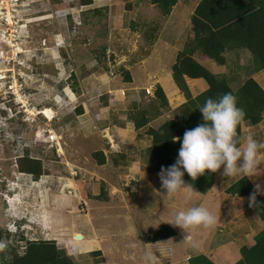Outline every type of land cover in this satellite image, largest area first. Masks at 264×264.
<instances>
[{"label": "rangeland", "instance_id": "obj_1", "mask_svg": "<svg viewBox=\"0 0 264 264\" xmlns=\"http://www.w3.org/2000/svg\"><path fill=\"white\" fill-rule=\"evenodd\" d=\"M85 1L0 0V230L6 229L12 235L2 240L4 249L14 245L22 253L26 241L50 239L40 233L49 224L63 226L64 223L54 222L52 209L61 210L68 203L73 204V209L68 210L70 213L62 211L68 216L66 219L74 220L75 232L80 230L78 226L86 224L84 213L98 218L99 211L90 209L92 201L86 203L83 197L81 200L77 190L68 185L69 179L76 184L83 182L85 190L96 195L103 185L110 195V201L103 205L109 209L118 203L123 207L135 201L130 208L136 218L138 194L144 196L143 192L152 191L151 183L142 184L146 182L142 174L135 175L128 168H110L112 156L107 149L128 155L121 160L123 166H129L132 159L149 164L145 157L148 143L139 147L138 141L147 127H156L159 120L134 132L128 116L138 112L149 114L146 109H150L152 101L157 103L145 90L150 80L155 85L151 74L175 62L177 50L191 38L190 17L200 0H177L172 14L165 18L150 0H92L91 4ZM244 53L250 58L247 51ZM146 58L147 63H142ZM124 71H128L131 82H125ZM83 79L93 80L92 85L97 87L94 94L84 89ZM104 86H110L111 92H106ZM237 86L234 83L231 87ZM74 87L78 90L73 93L75 99L70 94ZM116 88L125 93L122 102V96L114 94ZM82 92L90 93L93 100L81 101ZM82 102L92 104L90 109L86 105V113L78 116L76 111L82 110ZM49 108L54 110L53 119ZM94 108L100 109L98 114L92 113ZM19 115L23 125L18 122ZM125 122L132 126L128 124V133L114 130L115 124ZM49 135L56 136L58 144L52 143L54 138L49 141ZM136 135L140 137L135 139ZM101 149L107 160L100 168L92 153ZM26 153L42 161L45 174L37 181L17 171L16 161ZM142 200L147 203L146 198ZM93 204L102 209L101 203ZM221 224L225 223L218 225ZM138 227V231L146 228L142 224ZM144 230L147 233V228ZM148 230L152 231L151 225ZM194 230L185 235L193 238L197 234ZM71 236L72 233L66 238ZM76 237L73 236L74 241L84 243L83 238ZM217 240L211 238L212 242ZM70 253L66 251L73 264L100 261L92 255L77 259Z\"/></svg>", "mask_w": 264, "mask_h": 264}, {"label": "crops", "instance_id": "obj_2", "mask_svg": "<svg viewBox=\"0 0 264 264\" xmlns=\"http://www.w3.org/2000/svg\"><path fill=\"white\" fill-rule=\"evenodd\" d=\"M171 14L172 11L170 15ZM156 44L157 42L154 43L153 47ZM182 48L179 51H181ZM152 49L149 55L152 54ZM179 51L177 50V53ZM245 54L246 53L242 51L226 54V65L220 68L214 67V65H212L204 57H198L197 60L203 66L211 70V72L215 70L216 75L227 78L231 86L234 83L238 84L239 86L243 83L244 80H246L248 77H251L264 90V69L258 72H251L249 69L251 57L249 58L248 55ZM160 55L162 56V54ZM147 58L145 59V61H142V63H147ZM173 64L174 62H172L170 66H162L163 69L161 68L160 70L151 74V78L154 79L155 85H159L162 88L167 99L168 108H166L167 110L164 109V112H162V109L158 107L157 103L154 104V101H152V104L154 105L151 104L150 109H146L149 112L148 116H146L149 120L148 124L150 122L152 123L159 120L156 124V126H158L163 121L172 116V112L176 108L186 102L185 97L173 82L171 76V66ZM150 83H152L151 80ZM192 83L193 86L190 89L192 96L200 94L207 88L206 83L202 79L193 80ZM92 84H94L93 80L83 79L82 86L84 85V89L94 94L97 90V87ZM82 86L80 87L79 94L81 92ZM149 87L150 84L146 87V89ZM103 89H106V92H111L110 86H104ZM114 91L116 97L117 94L118 96H122V102L125 96V93L122 94V92H120L122 91V88H116V90ZM73 93H78V91L74 92V90H72V92L70 93L75 99ZM90 93L84 95V92H82L81 95L84 97H81L80 95L77 96L81 97V101H92L93 96H90ZM153 96L154 92L152 97ZM69 100L71 99L69 98ZM81 104H83L82 110H84V113L82 112V114H77L78 116L85 114L87 106L90 109L92 103L82 102ZM107 106L108 105H106L105 108ZM118 106L120 107L121 105ZM155 107L157 108V110L155 109ZM99 110V108H94L92 109V113L98 114ZM50 111L52 112L53 119L54 110L50 109ZM157 113L159 115H156ZM163 115L165 116L162 118ZM161 118L163 119L162 122H160ZM46 120L48 122L50 121L48 119ZM130 122L115 124L113 126L114 130L117 132L126 131V133H128V129L130 128L128 124L131 126ZM132 125V131L135 132L136 130L134 128V124L132 123ZM108 128L109 127L107 126L106 129ZM92 130H90V132H92ZM107 135L109 136V134ZM89 136L91 137V139L93 138L92 134H89ZM103 136V139L107 138L106 135ZM137 136L140 137L139 135H136L135 139H137ZM249 136L255 139L258 143H264V114L262 121L258 125L249 126L244 122L241 123L240 148H243L245 146L246 139ZM141 138L142 139L138 141L139 147L141 145H145V143H148V145H145L146 150L151 144V139L146 134ZM48 140H53V144H58L56 141V136L49 135ZM110 141L111 140L109 139V142ZM110 143L113 142L111 141ZM93 144L94 143H92V145ZM137 148L138 145L136 144L135 149ZM80 149L82 150L81 147ZM57 151L60 152L61 149H57ZM101 151L105 156L106 161L107 157L104 153V149H101ZM107 151L108 153H110V157L112 156V166H110V168L115 170L128 168V172L130 171L135 175L139 173L144 176L145 173L143 179L146 182H143L142 184L151 183L150 188L152 189V191L148 189V192H143L144 196H142V194H138L139 199L138 202L136 201L137 206L136 208H134V212L136 213V216L138 215L139 218H136L134 216L135 214H132L133 211L131 212L132 209L130 208L131 206L132 208L135 206V201L131 202L132 205L129 206L126 205L127 203L125 201L126 204H123V207H120L121 203H118L114 208L109 209L103 205L110 201V195H108V192H106V197L103 199V201L100 202L94 199V197L98 196L99 194H91L89 191L85 190L83 182L76 184L75 180L69 179L68 185L73 186V189L77 190L76 194L79 193L78 196L81 200H83L84 198L86 200V203L87 201L88 203L92 201V207L90 208L89 205V208L94 209V212L99 211V213L97 214L99 215L98 218H94L93 216L84 213L83 217H85L86 224L78 226L80 230L84 231V233H81L80 230L75 232L76 230L74 228L76 225L74 223V220L71 222L70 219H66V217L68 216L65 215V212L70 213L68 210L73 209V204L68 203V206H62L61 210L52 209L54 213H51L53 215L54 222H57L58 224L64 223L63 226L59 225V227H57L51 226L49 224L46 228L42 229L40 235L41 237H50V239L46 240L56 242V246L58 248L64 249L67 252L69 250V253L71 252L70 254H72V256H77V259H81V257L85 259V256L92 255L100 258V261H98L97 264H189L188 260L191 257L196 255H205L214 264H236L240 260V248L252 247L255 243V236L264 229V221L259 220L254 214L250 206V198L231 196L228 197L229 195L225 193L226 188L231 186L242 176H246L256 190L257 186H259L258 193L262 195L264 194V148L258 149L257 158L259 165L256 169L257 174L247 176L241 173L232 177H226L223 175L222 166L221 169L214 174V183L212 187L206 192V194L200 196L190 195L187 191H181L173 196H167L166 192L162 188L159 179V173L151 171L152 169L149 164H140V161L137 162V160L132 159L129 166H123L121 164V160L124 159L123 157L126 158L128 156L127 154L125 155L124 153L115 152L111 148L107 149ZM242 163V160L238 161V165ZM99 166L100 168L102 167V165ZM149 172H152L153 174L151 175V173L149 174ZM148 174L150 175L149 178L146 177V175ZM141 188L142 187H140V189ZM142 198H146L147 203L143 202L145 199L142 200ZM94 201L101 203V205H103L101 206L102 209L99 206L97 207L96 205H94ZM194 206L206 208L209 212L216 216L217 223L211 228L197 227L195 228V230L189 228L184 231L169 224L174 221L175 215L179 211L187 210ZM63 209H65V212L62 211ZM103 209H105L107 212H103ZM108 213H113V215H109ZM42 216L47 220V216L45 213ZM135 218L136 221L140 220V222L136 223ZM221 222L225 224L218 225ZM138 224H142V226H145L147 228V233L144 230L146 228H143V230L140 229L141 231H138ZM150 225L152 226V231L148 230V227H150ZM163 225H166L174 232L173 236L157 242L145 241V239L151 238ZM192 230L197 231V234H195L193 238L189 234L185 235L187 231L189 232ZM70 233H72L71 238H66ZM139 234L141 240L139 239ZM74 235H80L81 238H83L82 242L84 243L74 241ZM208 235H210L209 239L205 238L208 237ZM211 238H218L219 240H217V242H212ZM247 238H250V240H246ZM46 240L43 239V241ZM204 242L206 243L204 244ZM79 243L82 245H79ZM206 244H208L207 248H205ZM73 246H75L74 251H72ZM182 246L184 247L182 248ZM166 247L168 248L166 249ZM209 251L211 252L209 253ZM94 252L98 253L96 255L92 254Z\"/></svg>", "mask_w": 264, "mask_h": 264}, {"label": "trees", "instance_id": "obj_3", "mask_svg": "<svg viewBox=\"0 0 264 264\" xmlns=\"http://www.w3.org/2000/svg\"><path fill=\"white\" fill-rule=\"evenodd\" d=\"M91 4L92 0L85 1ZM160 11L162 17H168L177 0H150ZM191 38L184 44L176 55L171 66V76L186 102L172 112V116L156 127L148 126L144 132L151 144L145 150V157L153 172L160 173L161 168L168 169L178 160V152L181 147L185 131L192 130L204 123L199 109L209 98L219 99L226 93L236 97L237 107L242 108L245 115L242 122L249 126L258 125L264 114V90L257 82L248 77L241 85L233 89L227 78L218 76L203 66L197 59L206 58L217 68L226 65V54L238 51H247L250 54L251 72L264 69V0H200L190 17ZM125 82H131L128 71H124ZM202 79L207 88L196 96H192L190 89L193 80ZM74 92L78 90L74 87ZM154 98L158 107L168 108L167 99L162 88L156 85ZM157 110V108L155 107ZM77 114H82L81 108ZM139 114V115H138ZM156 115H159L158 113ZM148 114L138 112L128 116L133 122L135 130L145 127L149 120ZM18 122L22 124L20 115ZM151 120V119H150ZM241 122V123H242ZM241 123L236 129L237 147L241 143ZM179 137V141L173 142V138ZM92 157L98 165L105 164V156L102 151L92 153ZM17 171L28 175L33 181H37L45 173L40 159L31 158L26 153L17 161ZM183 171V170H182ZM214 174L205 172L204 175L193 181L185 172L183 180L186 185H192L200 195L212 187ZM225 193L231 197H248L255 194L256 203L251 206L256 217L264 221V194L256 191L246 176H242ZM90 197V195H89ZM106 197L103 185L95 200L103 201ZM174 232L163 225L147 242H157L173 236ZM11 234L6 230H0V245L2 240H7ZM12 236V235H11ZM21 240L26 241L23 237ZM254 245L250 248L241 247L240 260L236 264H264V229L254 238ZM94 252L92 254H97ZM189 264H214L205 255H196L188 260ZM0 264H73L71 256H67L64 249L58 248L54 241H26L24 251L18 253L14 245L0 249Z\"/></svg>", "mask_w": 264, "mask_h": 264}, {"label": "clouds", "instance_id": "obj_4", "mask_svg": "<svg viewBox=\"0 0 264 264\" xmlns=\"http://www.w3.org/2000/svg\"><path fill=\"white\" fill-rule=\"evenodd\" d=\"M199 111L202 113L204 123L185 131L178 160L168 169L160 170L159 179L167 196H173L181 191H187L190 195L200 194L192 185L185 184L183 180L185 172L193 181L206 171L216 173L222 166L223 175L226 177L241 173L247 176L257 174L258 149L264 148V143H258L249 136L243 148L237 147L236 129L243 121L245 113L242 108L237 107L236 97L226 93L217 100L209 98ZM177 141L179 137L173 138V142ZM241 160L243 163L238 165V161ZM256 191H259V186ZM255 203L256 196L253 194L250 196V206H254ZM216 223V216L206 208L194 206L179 211L174 221L169 224L184 231L197 227L211 228ZM2 248L3 245H0V249Z\"/></svg>", "mask_w": 264, "mask_h": 264}, {"label": "built area", "instance_id": "obj_5", "mask_svg": "<svg viewBox=\"0 0 264 264\" xmlns=\"http://www.w3.org/2000/svg\"><path fill=\"white\" fill-rule=\"evenodd\" d=\"M154 89H155V85L152 83V84L150 85V87L147 88V89H145V90H146V92H147L148 94L152 95Z\"/></svg>", "mask_w": 264, "mask_h": 264}, {"label": "water", "instance_id": "obj_6", "mask_svg": "<svg viewBox=\"0 0 264 264\" xmlns=\"http://www.w3.org/2000/svg\"><path fill=\"white\" fill-rule=\"evenodd\" d=\"M77 239H81V236L80 235H77V237H76Z\"/></svg>", "mask_w": 264, "mask_h": 264}, {"label": "bare ground", "instance_id": "obj_7", "mask_svg": "<svg viewBox=\"0 0 264 264\" xmlns=\"http://www.w3.org/2000/svg\"><path fill=\"white\" fill-rule=\"evenodd\" d=\"M44 112V111H43ZM46 113V112H45ZM44 114V113H43ZM47 114V113H46ZM45 115V114H44Z\"/></svg>", "mask_w": 264, "mask_h": 264}]
</instances>
